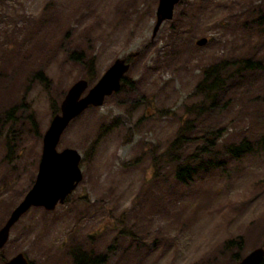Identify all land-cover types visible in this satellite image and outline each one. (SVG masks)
Masks as SVG:
<instances>
[{
  "label": "rangeland",
  "instance_id": "1",
  "mask_svg": "<svg viewBox=\"0 0 264 264\" xmlns=\"http://www.w3.org/2000/svg\"><path fill=\"white\" fill-rule=\"evenodd\" d=\"M158 5L0 0V228L36 181L69 88L92 87L117 60L129 65L126 84L60 137L58 151L80 154L82 180L54 210L33 207L13 225L0 264L19 253L30 264H74L76 251L107 253L105 264H235L233 254L264 247V70L226 72L217 107L192 120L206 67L264 65V0H181L154 32ZM183 122L192 128L171 150ZM206 147L215 160L178 181L175 162Z\"/></svg>",
  "mask_w": 264,
  "mask_h": 264
},
{
  "label": "water",
  "instance_id": "2",
  "mask_svg": "<svg viewBox=\"0 0 264 264\" xmlns=\"http://www.w3.org/2000/svg\"><path fill=\"white\" fill-rule=\"evenodd\" d=\"M180 1L159 0L154 32L164 21L172 19L175 5ZM207 41V38H201L196 41V44L204 46ZM125 61V59L117 60L89 89V83L84 79L76 81L69 88L61 102L60 114L54 116L45 132L36 181L0 229V249L7 243L13 225L30 208L43 207L48 211L54 210L58 204L64 202L82 180L83 176L79 166L80 154L71 148L58 151L57 145L64 130L77 116L91 106H101L105 97L120 90L124 74L129 68ZM263 260L264 247H259L237 264H262ZM5 264H29V261L23 253H19Z\"/></svg>",
  "mask_w": 264,
  "mask_h": 264
},
{
  "label": "trees",
  "instance_id": "3",
  "mask_svg": "<svg viewBox=\"0 0 264 264\" xmlns=\"http://www.w3.org/2000/svg\"><path fill=\"white\" fill-rule=\"evenodd\" d=\"M260 17L261 15L258 14ZM264 21V17L261 16L259 19V22ZM258 22V23H259ZM247 23H245L244 26H246ZM75 61H81L82 55L74 54L73 55ZM93 61L89 60L87 61V66L89 72L93 70ZM234 69V71L237 74L243 73L245 71H261L264 70V65L259 60H254L251 58L241 59V60H220L208 67H206L202 72V77L200 82L195 87V92L200 94L203 97L204 103L197 106L193 113L194 117H192V120L196 122L197 118H200L204 116L205 113L211 112L213 109L217 107V96L215 95L217 92L219 93L220 90H222L225 86V80H224V74L228 72L229 70ZM122 84H126V80L123 77ZM185 122H183L184 124ZM192 128V126L187 123L180 127L177 136L175 140L171 143V150L176 149V147L183 141L184 133L185 131H189ZM221 133V130L218 129L213 137V140L219 139V134ZM211 140H204L205 145L210 144L212 145L214 141ZM201 150H196V152H200ZM203 157L202 158H194L191 160L185 161L184 159H179L176 166L175 171V177L178 181L184 182L187 179H189L193 173V171L197 167H201L203 165H208L211 160H215V155H213V151L207 150V147L204 149ZM171 156V155H170ZM174 157L171 156V160H173ZM211 159V160H210ZM184 160V161H182ZM199 160V163L196 161ZM174 163V164H175ZM227 245H225V248H232V247H242V239L238 240L236 244L232 243V241L227 242ZM72 258L74 260V264H105L108 260V254H100L99 256L93 258L92 254L78 251L73 252ZM232 259L235 263L239 262L241 260L240 257L235 253L232 256Z\"/></svg>",
  "mask_w": 264,
  "mask_h": 264
},
{
  "label": "flooded vegetation",
  "instance_id": "4",
  "mask_svg": "<svg viewBox=\"0 0 264 264\" xmlns=\"http://www.w3.org/2000/svg\"><path fill=\"white\" fill-rule=\"evenodd\" d=\"M238 263V262H237ZM237 263H235V264H237Z\"/></svg>",
  "mask_w": 264,
  "mask_h": 264
}]
</instances>
